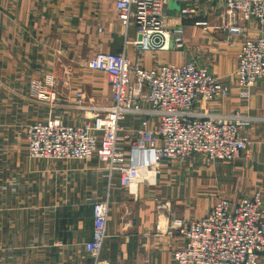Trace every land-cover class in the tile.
I'll return each instance as SVG.
<instances>
[{"label":"crops","instance_id":"0c3cea01","mask_svg":"<svg viewBox=\"0 0 264 264\" xmlns=\"http://www.w3.org/2000/svg\"><path fill=\"white\" fill-rule=\"evenodd\" d=\"M185 4L198 10L180 20ZM222 6L223 0H170L166 28L181 27L184 46L171 42L169 50L145 51L128 44L126 52L144 67L194 62L210 69L229 95L197 103L196 110L250 116L243 129L250 150L231 162L203 156L162 161L155 183L141 182L130 193L120 172L109 176L97 157L29 158L23 133L25 125L48 115L67 124L83 122L92 113L78 105V90L95 104L107 103V77L88 64L99 52L118 53L125 47L116 0H0L1 264H92L85 243L92 237V209L99 200L107 199L110 206L101 253L110 264H175L173 253L184 244L176 228L200 219L219 197L236 202L260 192L264 211V81L248 96L235 81L244 37L261 31L255 20L245 35L217 28ZM128 34L135 38V26Z\"/></svg>","mask_w":264,"mask_h":264},{"label":"built area","instance_id":"2783aa9c","mask_svg":"<svg viewBox=\"0 0 264 264\" xmlns=\"http://www.w3.org/2000/svg\"><path fill=\"white\" fill-rule=\"evenodd\" d=\"M170 0H116L126 29L121 52H99L88 67L105 73L110 95L105 104L76 92L81 109L90 111L83 122L67 124L48 115L23 128L31 159L87 161L97 157L111 176L119 171L130 193L139 183H155L162 161L181 162L192 155L209 161L231 162L250 150L243 129L252 118L239 112L216 116L196 110L229 95L228 86L205 66L194 62L161 63L144 67L133 63L126 46L141 50H169L171 42L184 46L181 27L166 28L165 7ZM186 1V0H180ZM196 5L180 7V20L197 13ZM255 20L261 34L245 36L237 55L235 81L243 95L264 81V0H223L217 28L245 35ZM206 26V21H197ZM136 36L129 38L130 26ZM140 37V38H139ZM56 91L51 92L54 99ZM138 120V124L134 120ZM92 237L85 243L92 264H110L102 257L110 206L107 199L93 204ZM184 244L173 253L175 264H260L264 255V211L260 192L233 202L222 196L200 219L182 221L176 228ZM1 264V263H0Z\"/></svg>","mask_w":264,"mask_h":264},{"label":"rangeland","instance_id":"374dc122","mask_svg":"<svg viewBox=\"0 0 264 264\" xmlns=\"http://www.w3.org/2000/svg\"><path fill=\"white\" fill-rule=\"evenodd\" d=\"M173 43V42H172ZM203 155H197V156H195V155H192V157L190 156V157H188L187 159H190V158H193V157H195V158H203L202 157ZM187 159H185L184 161H186ZM209 200V199H208Z\"/></svg>","mask_w":264,"mask_h":264},{"label":"water","instance_id":"95a60500","mask_svg":"<svg viewBox=\"0 0 264 264\" xmlns=\"http://www.w3.org/2000/svg\"><path fill=\"white\" fill-rule=\"evenodd\" d=\"M140 38V37H139Z\"/></svg>","mask_w":264,"mask_h":264}]
</instances>
